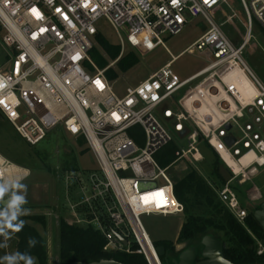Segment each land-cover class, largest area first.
Listing matches in <instances>:
<instances>
[{
	"label": "built area",
	"instance_id": "obj_1",
	"mask_svg": "<svg viewBox=\"0 0 264 264\" xmlns=\"http://www.w3.org/2000/svg\"><path fill=\"white\" fill-rule=\"evenodd\" d=\"M239 1L248 31L243 43L236 46L209 15L217 7L228 5L229 0H0L3 41L13 50L8 66L0 68V113L32 146L58 127L76 141H85L105 181L96 174L83 179L81 173H67V181H85L83 192L86 194L87 187L92 192L82 202L70 203L73 218L69 224L93 226L106 240L104 252L137 254L147 264H164L142 217L184 215L185 206L176 197L170 169L197 150L200 134L233 174L222 188L206 180L230 213L245 225L248 212L231 184L252 182L264 172V84L243 59L253 37V20L264 30V0ZM199 17L206 20L208 30L190 48L123 95L107 77L117 61L105 69L95 67L93 74L84 68L92 63L89 53L95 47L99 34L96 24L101 19L117 32L124 52L123 29H128L136 41L145 43L154 38L166 47L162 35H179ZM186 52H202L209 65L182 81L172 65ZM236 70L255 89L251 97L244 95ZM186 87L177 111L173 110L167 103ZM200 87V101L194 98L187 105L186 98ZM208 97L214 100L216 123L213 117L209 120L199 115L200 105ZM159 109L174 131L181 136L187 133L191 142L190 149H179L176 161L166 168L156 156L174 142V136L158 118ZM227 125H231L230 131ZM229 134L235 139L231 146L226 142ZM11 169L16 174L8 176ZM29 177L28 169L0 154V183L9 189L6 195L15 190V183ZM82 212L88 220L79 216ZM249 233L256 241L258 255H264V243Z\"/></svg>",
	"mask_w": 264,
	"mask_h": 264
},
{
	"label": "rangeland",
	"instance_id": "obj_2",
	"mask_svg": "<svg viewBox=\"0 0 264 264\" xmlns=\"http://www.w3.org/2000/svg\"><path fill=\"white\" fill-rule=\"evenodd\" d=\"M210 17L221 27L228 38L239 46L243 43L247 35V18L244 9L239 0H229L228 5H221L209 12ZM96 28L101 36H103L111 44L120 45L117 32L109 24L106 19H101L96 24ZM209 28L208 23L203 17L192 19L183 32L179 35L172 36L170 34L162 35L161 39L166 47L157 43L152 38L145 43L136 41L130 34L128 29L120 31L121 37L125 42V50L121 48L120 58L129 52H135L140 62L127 73H120L118 79L113 81L114 88L119 95H123L128 88L136 87L141 82L147 80L153 73L168 64L172 57L179 56L185 50L190 48ZM252 39L244 49L243 59L252 73L264 84V33L259 23L253 20ZM4 31L0 27V68L8 66L13 55V50L7 48L3 41ZM95 51L89 53L91 64H85L84 68L88 73H95L96 68L102 69L116 61L108 56L104 48L95 41ZM117 63V62H116ZM209 65V59L202 52H186L181 55L172 65V70L180 79L186 80ZM109 70H117L114 67ZM234 74L239 77L240 87L245 96H252L255 89L249 80L236 70ZM108 77V76H107ZM199 79L192 83L190 87L195 86ZM188 87L177 93L173 100L167 105L177 111L178 101L183 97ZM203 87L194 91L185 100L190 105L192 99L200 101L199 92ZM216 99V98H215ZM215 109L214 100L207 98L202 101L199 109V115L208 116L209 120L216 123L218 118L213 114ZM162 109L156 113L158 118L169 128L174 136V144L181 150L187 151L191 147L188 141L187 133L179 135L173 129L171 122L166 121L162 117ZM193 126H195L193 124ZM196 127V126H195ZM196 151L189 154L188 158L182 159L170 169L172 178L181 179L191 168H195L201 175L212 182L211 164L213 161V153L211 150L199 144H196ZM85 150L86 152H82ZM0 154L10 162L26 168L30 171V177L25 180L22 185H26V193L14 190L4 199L13 194H25L27 203L24 208L29 209L27 215L45 217L46 226L27 221L33 225L44 237L47 244L48 264H62L59 245V227L62 220L68 223L72 222V213L70 203L78 204L85 199V196H91L92 192L87 187L86 194L82 187L85 181L80 184L77 180L67 181L66 175L70 172L81 173L83 179H89L92 174H96L105 181L94 154L88 149L85 141H76L73 137L67 135L61 127L51 131L47 138L38 144L32 146L16 131L15 127L0 113ZM222 160V159H221ZM193 161V162H191ZM233 165V164H232ZM235 170L237 167L233 165ZM83 173L85 175H83ZM174 180V179H173ZM240 186L244 184L239 182ZM246 187L252 186L248 193L250 201L259 206L264 201V172L252 179V182L245 183ZM222 188V187H219ZM82 219L88 220L85 213L79 215ZM19 217V218H20ZM143 223L151 236L152 240L157 243L173 242L179 238L181 228L186 220L185 215L180 216H143ZM81 226H88L85 222ZM7 244V247H0V257L5 256L6 250L12 254L16 252L17 240L11 235L5 241L4 236H0V244ZM180 247L184 243H179ZM165 264H172V256L167 255L163 258ZM2 264V262H0Z\"/></svg>",
	"mask_w": 264,
	"mask_h": 264
},
{
	"label": "trees",
	"instance_id": "obj_3",
	"mask_svg": "<svg viewBox=\"0 0 264 264\" xmlns=\"http://www.w3.org/2000/svg\"><path fill=\"white\" fill-rule=\"evenodd\" d=\"M96 40L112 61H117L118 71H107L108 79L111 82L118 79L119 72L127 73L140 62L139 56L133 51L120 58L121 46L111 44L100 34L96 36ZM106 67L107 65L103 66L102 69ZM198 142L213 153L212 184L216 187H224L233 178L232 172L214 152L202 134L199 135ZM178 150L179 148L171 143L157 154L156 159L162 167H169L176 161ZM82 152L86 151L83 150ZM172 179L175 182L176 197L185 206L186 220L181 228L179 243L200 241L207 235H213L223 242L225 257L235 264H264V255H258L256 241L249 233V231L252 232L264 243V229L254 216L255 211L260 206H255L247 195L252 186L246 187V184L240 186L238 182L231 184L242 208L248 212L245 225H243L219 200L212 185L196 168H191L186 174H183L181 179ZM19 219L24 221L22 230L11 234L17 240L16 252L29 253L34 257L35 264H48L47 244L44 237L33 225L27 223L30 221L46 226L45 217L40 215L22 216ZM29 238L36 239L35 247H29ZM155 244L157 247L169 248L174 243L157 242ZM59 245L62 264L92 263L101 260H114L123 264H147L141 255L104 252L106 240L93 226L71 225L62 220L59 227Z\"/></svg>",
	"mask_w": 264,
	"mask_h": 264
},
{
	"label": "clouds",
	"instance_id": "obj_4",
	"mask_svg": "<svg viewBox=\"0 0 264 264\" xmlns=\"http://www.w3.org/2000/svg\"><path fill=\"white\" fill-rule=\"evenodd\" d=\"M16 191L21 193L23 190L26 193V185L19 183L14 184ZM9 193V189L0 183V236L5 237V241L9 239L12 233L19 232L24 226V221L20 220L21 215H27L29 209L24 208L23 205L27 203L26 195H10V198L5 205L4 197ZM37 241L35 238H29V247H35ZM0 247H7V244H0ZM2 264H35V259L29 253L15 252L12 254L0 257Z\"/></svg>",
	"mask_w": 264,
	"mask_h": 264
},
{
	"label": "water",
	"instance_id": "obj_5",
	"mask_svg": "<svg viewBox=\"0 0 264 264\" xmlns=\"http://www.w3.org/2000/svg\"><path fill=\"white\" fill-rule=\"evenodd\" d=\"M231 128H232L231 125L226 126V129L228 131H230ZM226 142L229 146H231L235 142V139L232 134L228 135V137L226 138ZM15 195H18V194H15ZM9 198L10 197H7L6 199H4L5 205L7 204ZM254 216H255V219L259 222V224L264 229V203L262 204L261 208L255 212ZM119 238L122 240V242L125 245H127V242L124 239H122L121 237ZM202 246L204 247L202 255L205 261L200 264H233L230 261L224 259V256H223L224 244L219 238L213 235H207L202 240ZM158 252L162 257L167 256L166 249L163 246L158 247ZM196 254H197L196 248L186 249L180 254L179 264H193ZM72 264H123V263H120L114 260H101L99 262H92V263L77 262V263H72Z\"/></svg>",
	"mask_w": 264,
	"mask_h": 264
},
{
	"label": "flooded vegetation",
	"instance_id": "obj_6",
	"mask_svg": "<svg viewBox=\"0 0 264 264\" xmlns=\"http://www.w3.org/2000/svg\"><path fill=\"white\" fill-rule=\"evenodd\" d=\"M247 195H248V193H247ZM248 198H249V196H248ZM263 203H264V201L261 203V205H259L260 206L259 209L261 208ZM259 209H257V210H259ZM203 239H204V237L202 239H200V241L186 242V243L182 244L181 247H180V244H179V242L177 240L176 243H174L172 247H169V248H165L164 247V248L166 249L167 255H171L172 256V264H179V257H180V254L183 251H185L186 249H189V248H196L197 254H196V257L194 259L193 264H200V263L205 261L203 255H202L203 254V250H204V247L202 246V240ZM224 248H225V246H224ZM224 248H223L224 259H226V260L230 261L231 263L235 264L233 261H231V260H229L228 258L225 257Z\"/></svg>",
	"mask_w": 264,
	"mask_h": 264
},
{
	"label": "bare ground",
	"instance_id": "obj_7",
	"mask_svg": "<svg viewBox=\"0 0 264 264\" xmlns=\"http://www.w3.org/2000/svg\"><path fill=\"white\" fill-rule=\"evenodd\" d=\"M13 169H16L15 167L13 168ZM16 170H8V172H7V175L8 176H13V175H15L16 174V172H15ZM24 174H25V172H24Z\"/></svg>",
	"mask_w": 264,
	"mask_h": 264
},
{
	"label": "snow or ice",
	"instance_id": "obj_8",
	"mask_svg": "<svg viewBox=\"0 0 264 264\" xmlns=\"http://www.w3.org/2000/svg\"><path fill=\"white\" fill-rule=\"evenodd\" d=\"M175 2H176V0H173V3H175ZM206 2H207V0H206ZM32 11H33V13H34L35 15H37V17L39 18V14L36 12V10L33 9ZM145 201L147 202V198H145Z\"/></svg>",
	"mask_w": 264,
	"mask_h": 264
},
{
	"label": "crops",
	"instance_id": "obj_9",
	"mask_svg": "<svg viewBox=\"0 0 264 264\" xmlns=\"http://www.w3.org/2000/svg\"><path fill=\"white\" fill-rule=\"evenodd\" d=\"M248 97H250V96H248ZM6 248V247H5ZM8 254H10L7 250H6V254L5 255H8Z\"/></svg>",
	"mask_w": 264,
	"mask_h": 264
}]
</instances>
